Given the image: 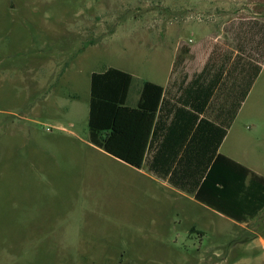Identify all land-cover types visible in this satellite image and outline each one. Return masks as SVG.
<instances>
[{"label": "rangeland", "instance_id": "374dc122", "mask_svg": "<svg viewBox=\"0 0 264 264\" xmlns=\"http://www.w3.org/2000/svg\"><path fill=\"white\" fill-rule=\"evenodd\" d=\"M177 58L257 66L220 152L264 176V0H0V264H264V209L235 222L89 142L92 72L131 74L135 106Z\"/></svg>", "mask_w": 264, "mask_h": 264}, {"label": "trees", "instance_id": "16d2710c", "mask_svg": "<svg viewBox=\"0 0 264 264\" xmlns=\"http://www.w3.org/2000/svg\"><path fill=\"white\" fill-rule=\"evenodd\" d=\"M209 65L188 85V94L194 95L192 109L178 108L177 117L169 121L167 115L162 119L157 117L162 86L145 81L136 105L128 106L131 74L113 67L92 72L87 120L89 142L133 167L146 164L149 170L167 177L174 187L192 194L198 202L243 223L264 209V176L216 151L249 91L257 66H251L248 76L243 78L240 96L228 118L216 124L199 118L224 76L225 68ZM162 130L163 140L149 161V138L151 141Z\"/></svg>", "mask_w": 264, "mask_h": 264}, {"label": "crops", "instance_id": "0c3cea01", "mask_svg": "<svg viewBox=\"0 0 264 264\" xmlns=\"http://www.w3.org/2000/svg\"><path fill=\"white\" fill-rule=\"evenodd\" d=\"M176 54H177V52L175 53L174 57L176 56ZM181 59L182 58H177L176 60H173L171 66L169 68V76H168V79H167L165 84L161 85V84L153 82V83L158 84V85L163 87V94H162V99H161V103L159 106L160 109L157 112V117L162 116L161 117V119H162V118H164L165 115H167L168 121L172 118L177 117V114H178L177 109L178 108L192 109L191 101H192V98L194 95L188 94V92H187L189 90L188 85L192 81H194L193 77L195 75L200 73L202 70H205V68H207L208 66H210L209 64H211L209 62L205 63L203 65L202 69L200 71H198V73H193L191 76H189L186 73H183L181 75V73L178 72L179 71L178 69L180 67H178V64H177V60L181 61ZM211 66L215 67L216 69L225 68L224 69V75L227 73V71H226L227 66H226V63H223V61L217 66L213 65V64H211ZM234 66L236 67V65H234ZM234 66H233L232 70L235 69ZM240 69L242 70V67H240ZM211 70H212V72L214 71L213 69H211ZM249 70L250 69L247 68L246 71L244 73H241V75L239 77H235L236 79H227L226 77L223 76V78L220 80V83H218L215 86L213 93L211 94L209 101L207 103V106H206L204 112L202 114H199V118H201V117L207 118V119L215 122L216 124L223 123V120L228 118V113L231 112L230 109H231L232 105L235 103V101L238 100V97L240 96V92H241L240 86L242 84V80L244 77L248 76ZM206 81H208V79H205V82ZM199 82H202V80H199ZM195 84L196 83H194L193 85H195ZM183 90H184V92H183ZM245 98L242 102H240V105L236 110V114L233 117V120L231 121L229 127L226 130V134L223 137L220 145L217 148L216 154L221 153L220 148L225 143L226 137H227V135H228V133L232 127V124L242 109V105H243V102L245 101ZM164 133H165V131L162 130L151 141L149 138V161L152 160L153 155L155 154L156 150L160 146V143L163 140ZM189 138H190V136L187 138V142H188ZM209 142L211 143L212 141L210 140ZM223 155H225V154H223ZM158 156H159V153H158ZM225 156H227L228 158L246 166L245 164L240 162V160H238L232 156H228V155H225ZM199 161H203V158H200ZM246 167L249 168L248 166H246ZM250 170H252V169H250ZM149 174L154 176L156 179L160 180L161 182L165 183L169 189L176 191L177 193L181 194L182 196L186 197L189 200L193 199L195 202L205 206L204 204L195 200L192 194L186 193V192L174 187L169 182L167 177H160L157 174H155L154 172H152L151 170H149Z\"/></svg>", "mask_w": 264, "mask_h": 264}]
</instances>
